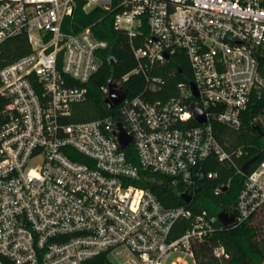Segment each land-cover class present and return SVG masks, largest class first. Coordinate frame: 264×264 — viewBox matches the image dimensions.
Returning <instances> with one entry per match:
<instances>
[{
	"label": "built area",
	"instance_id": "2783aa9c",
	"mask_svg": "<svg viewBox=\"0 0 264 264\" xmlns=\"http://www.w3.org/2000/svg\"><path fill=\"white\" fill-rule=\"evenodd\" d=\"M77 1L112 13L131 42L135 66L115 87L133 75L143 82L114 113L84 121L74 118L108 44L89 29L62 30ZM19 34L27 54L3 63L0 50V264H84L120 247L135 264H196L194 246L223 228L218 213L192 205L197 182L216 176L206 164L242 174L240 151L225 150L212 122L237 130L264 88V0H0V47ZM178 64L190 81L171 84ZM100 90L106 98L107 84ZM144 173L189 201L163 206L140 186ZM242 175L231 227L264 207V156ZM213 254L227 257L222 246Z\"/></svg>",
	"mask_w": 264,
	"mask_h": 264
},
{
	"label": "trees",
	"instance_id": "16d2710c",
	"mask_svg": "<svg viewBox=\"0 0 264 264\" xmlns=\"http://www.w3.org/2000/svg\"><path fill=\"white\" fill-rule=\"evenodd\" d=\"M113 14L100 8L83 10V3L77 1L72 14L65 18L62 30L66 33L77 34L89 29L92 36L108 44L106 50L99 53L100 67L98 72L85 85L87 90L86 101L78 108L76 121L102 118L114 113L115 109L108 110L104 104V94L100 87L108 81L115 82L131 71L135 60L131 51V42L128 36L115 30L112 26ZM137 45V44H136ZM2 62L7 63L27 54L29 44L24 34L6 39L0 47ZM181 73H175L168 78L172 84L177 81H190V74L186 64H178ZM175 67V66H174ZM259 71L264 78V53L259 58ZM127 94H137L143 86L142 79L131 76L123 83ZM264 116V88L251 96L247 109L240 116V127L229 130L220 123L213 121L215 137L225 147L227 152L240 151L233 156L238 169L251 157L258 155V159L247 171H250L264 156V131L255 121L257 116ZM259 127V130L255 128ZM132 155L131 148L128 149ZM205 170L216 173L212 179L201 178L196 185L192 205L195 209L206 210L216 214L231 212L236 203L237 195L244 176L227 164L219 163L214 158L209 159ZM225 185L226 191L214 194L217 186ZM140 186L149 189L165 207L184 205L180 194L181 189L174 187L163 176L144 173V181ZM264 207L258 209L247 221L230 228H221L203 242L194 246L193 253L196 264H264ZM222 246L227 257H216L213 248ZM84 264H112L106 254L94 256Z\"/></svg>",
	"mask_w": 264,
	"mask_h": 264
},
{
	"label": "water",
	"instance_id": "95a60500",
	"mask_svg": "<svg viewBox=\"0 0 264 264\" xmlns=\"http://www.w3.org/2000/svg\"><path fill=\"white\" fill-rule=\"evenodd\" d=\"M193 87V86H192ZM107 88H108V95L104 99V104L107 109H111L113 106L117 105L125 96L126 90L124 88H116L115 85L111 82H107ZM192 114L195 118V120L198 123L204 122V115L203 113L196 107H191ZM118 139L121 147H125L129 143V139L123 134L121 131L120 126L118 125ZM257 130H259L258 126H255ZM258 159V155L251 157L249 160H247L241 167L240 172L242 174H245L248 170V168L256 162ZM227 187H223L222 191H226ZM181 199L184 202L189 201V196L186 193H183L180 195ZM217 218L219 222L221 223L223 228H230L233 224V214L232 212L226 213V212H219L217 214Z\"/></svg>",
	"mask_w": 264,
	"mask_h": 264
},
{
	"label": "rangeland",
	"instance_id": "374dc122",
	"mask_svg": "<svg viewBox=\"0 0 264 264\" xmlns=\"http://www.w3.org/2000/svg\"><path fill=\"white\" fill-rule=\"evenodd\" d=\"M257 119L264 131V116L259 115L257 116ZM262 224L264 225V222ZM108 260L112 264H135L134 257L125 247H120L114 250L110 255H108Z\"/></svg>",
	"mask_w": 264,
	"mask_h": 264
}]
</instances>
